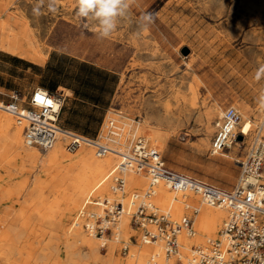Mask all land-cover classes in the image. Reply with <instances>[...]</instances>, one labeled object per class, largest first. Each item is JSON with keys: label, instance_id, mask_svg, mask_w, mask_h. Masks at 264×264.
I'll return each instance as SVG.
<instances>
[{"label": "rangeland", "instance_id": "rangeland-1", "mask_svg": "<svg viewBox=\"0 0 264 264\" xmlns=\"http://www.w3.org/2000/svg\"><path fill=\"white\" fill-rule=\"evenodd\" d=\"M243 1L133 0L128 18L120 21L109 38L99 39L96 25L89 22V26L84 27V22L75 15L76 0H0L5 18L28 26L34 45L41 52V56L30 59L0 49L1 98L10 101L14 91L25 105L36 88L51 91L57 96L62 94L59 125L109 146L113 143L107 139L109 135L105 127L108 122L115 121L119 128L123 121L143 125L148 118L147 132L153 135L157 130L166 137L165 143L157 148L168 166L223 189H232L238 183L247 149L233 146L221 155H211L215 124L226 108L234 107L242 115V121L249 120L254 126L263 110L259 97L264 90V75L257 78V70L264 65V21L259 24L253 22L243 7ZM50 4L55 11L50 10ZM145 12L154 13L155 21L143 30L139 21ZM58 85L79 90L76 95L81 100L68 97L66 90L56 89ZM110 88L113 97L106 111L90 104L94 95L108 93ZM213 105L218 106L219 116L213 120V131L207 138V147L203 148L205 135L200 118ZM245 106L250 110L247 115L243 113ZM166 114L167 119L164 118ZM13 119L11 132L18 126L17 118ZM21 125L24 139V124ZM121 132L119 138L130 141V135L125 137ZM139 136L147 137L152 146L157 145L146 133L136 137ZM79 146L91 149L95 155L92 146ZM7 148L6 145L0 147V176L4 177L5 187L19 185L21 189L19 193H11L10 200L0 201V221L2 218V221H9L6 222L8 226H16L22 222L16 224L17 216L13 211L30 210L26 199L34 182L39 178L60 177L59 174L77 160L74 157L61 158L50 167L43 168L40 162L32 165ZM126 148L123 146L122 151ZM35 150L44 158L53 148L44 151L36 147ZM119 159L116 157V161ZM111 171L107 180L110 191ZM73 172L74 168L70 170ZM261 177L264 183V168ZM138 189L125 187L123 192H117L123 195L109 198L102 194L91 199L121 201L120 198L130 196L133 191H144ZM109 193L114 194L112 191ZM191 194L195 198L192 203L196 206L202 204L200 197ZM55 197L60 201L58 212L49 220L29 213L21 217L22 221L29 219L28 225L37 226L35 231H22L20 235L24 239L33 232L30 238L44 235L41 240L47 241L54 234L63 240L77 217L80 227L75 228L91 234L83 227L80 207L63 214L69 204L63 198V192L49 193L50 200ZM102 210L101 206H88V212L93 214L101 215ZM134 210L132 208L131 213ZM225 218L215 236L206 237L203 243L190 247L203 246L208 239L217 238ZM129 219L125 233L118 234L117 240L114 235L120 229L122 218L112 228L111 234L96 236L101 238L97 255L90 249H79L81 259L77 264H104L108 258L114 262L117 260L115 264H128L130 260L133 264L148 261L150 254L144 252L143 247L155 245L144 244L140 230L131 224V215ZM43 227L53 230L50 232ZM96 257L99 258L97 261ZM184 263L187 260L183 255L182 260L174 259L166 264Z\"/></svg>", "mask_w": 264, "mask_h": 264}, {"label": "built area", "instance_id": "built-area-1", "mask_svg": "<svg viewBox=\"0 0 264 264\" xmlns=\"http://www.w3.org/2000/svg\"><path fill=\"white\" fill-rule=\"evenodd\" d=\"M1 96L2 92L0 110L26 123L24 139L28 146L51 150L60 135L66 133L68 150L80 144H89L98 157H104L113 151L108 143L70 133L59 125L62 95L57 96L56 93L36 88L25 105L14 91L8 102ZM105 129L108 137L119 136L120 131L115 121L108 122ZM239 136H242V140L238 139ZM233 146L247 151L246 159L241 162L238 183L232 189H223L172 169L165 163L162 152L144 137L134 138L125 151L118 153L120 159L111 185L113 193L125 190L126 183L122 176L125 171L145 173L148 178V188L144 194L137 191L131 193L135 202L131 224L140 230V238L144 244L163 243L166 257L174 260L179 259L180 236L185 234L192 238L196 234L191 218L183 216L175 219L171 210H161L154 203L157 186L163 183L172 192L196 194L207 205L223 208L227 212L218 237L208 239L203 246L192 247L186 258L188 264H264V183L261 181L264 168V108L256 124L247 132H244L239 111L228 107L222 112L215 124L210 154L221 155ZM251 178L255 182L250 181ZM101 203L104 206L92 200L79 214L84 229L102 237L112 233V228L125 211L118 200L109 202L104 199ZM89 205L101 206L102 214L88 212Z\"/></svg>", "mask_w": 264, "mask_h": 264}, {"label": "bare ground", "instance_id": "bare-ground-1", "mask_svg": "<svg viewBox=\"0 0 264 264\" xmlns=\"http://www.w3.org/2000/svg\"><path fill=\"white\" fill-rule=\"evenodd\" d=\"M243 7L253 22L259 24L264 21V0H244ZM4 13L3 8L0 6V49L23 58L31 59L36 55L41 56V52L38 51L34 45V37L32 36L29 27L25 25L21 26L15 20L9 18L6 19ZM168 107H166V112H168ZM243 110V113L246 115L250 112L247 106H245ZM218 116L219 109L217 105L207 108V110L201 115L200 119L205 135L202 142L203 148L208 145L207 138L213 131V120ZM13 117L14 116L6 112L4 114V111L0 116V147L6 145L10 149L9 151L14 150V153L21 156L25 161L30 162L32 165L40 162L39 164H41L43 168L50 167V165L57 163L61 158L74 157L77 161L72 164L73 166L69 164L67 169L59 174L60 177L54 176L49 180L39 178L34 182L26 199V201L30 203V210L26 211L22 208L13 211V215L17 216L16 218L13 217L15 218V221H17L16 224L20 221L22 223H19V225L16 226H8L9 224H6L8 220L5 222L2 221L3 219L1 218L0 222L4 223H0V264H77L78 260L81 259V253L79 252V249L81 248L90 249L92 253L97 255L100 245L99 240L101 238H96L93 234H85L83 231L76 229L75 227H80L79 217H77L76 220L74 219V224L70 226V229L67 232L68 234L63 237V240L57 235L51 234L47 241H43L44 239L41 240L44 238V235L30 238L33 235L32 231L37 230V226L28 225L27 223L29 222V219L28 221H22L23 219H21V217L25 215L27 216L29 213V215L33 216L36 214L42 215L46 220L52 217L53 214H56L58 212L60 201L58 197H55L54 200H50L49 198V193L54 191L63 192V198L67 204H69L67 211L63 214H66L67 212L71 213L79 207V211L82 208L84 209L88 203H91L92 196L107 194L109 198H112L123 195L122 193H109L111 191L107 186L109 171L112 170L110 172L111 175L116 172L117 163L119 161H116V157H119L118 153L122 151V147H129L131 140L141 133H146L148 137L152 138L153 142L157 144L155 145L157 147L158 145L165 143V135L157 130L153 132V135L149 134V132H147V126L149 123L148 118L145 119L143 125H135L131 122L123 121V125L119 127V130L123 131L125 137L130 135V141H125V139L121 140V138H119L122 136V132H119L118 137H108L113 143V145H110L113 151L104 157H98L96 151L94 155L91 149L83 146H77L72 150H68L66 148L67 136L66 133H63L60 135L53 150L45 155L44 158H41L39 152L35 150L36 147L28 146L25 143V139H23L21 133L23 127H21V124H24V128L26 124L23 120L17 118L18 126H16L15 131H10V128L13 127ZM164 118L167 119V114ZM242 126L244 132H247L252 129L253 125L251 121L246 120L242 121ZM146 140H148L147 137ZM117 144L121 145L117 146ZM234 153L235 149L232 154ZM227 156L229 155L227 154ZM230 157L233 158L234 156L230 155ZM72 168H74V172L70 173ZM122 176L125 179L126 188L130 189L136 187L144 189L141 194H144L147 190L148 178L145 173L125 171L122 173ZM253 179L254 178H251L250 181H253ZM20 189L21 186L19 185L10 188L5 187L4 177L0 176V201L10 200L11 193H19ZM120 200L124 206L125 212L120 216L122 221L120 229L115 232V240L118 239V234L122 232L125 233V226L128 225L130 220L129 215L133 213H131V209H135V202L133 201L131 194L126 198L125 196L120 198ZM194 200L195 198L190 192L175 193L170 191L163 183H160L157 186V194L154 198V203L161 208V210H171L175 219H179L183 217V215H190L189 218L192 219L193 229L196 231L195 236L192 238L185 234L180 236V253L178 260H182L183 255L187 258L192 244H201L206 237L209 238L215 236L217 229L223 222L224 218L227 217L225 209L209 206L203 201L202 204L196 206V203H192ZM97 202H99L101 206H104V204L101 203V200H98ZM99 207L100 206H98V208ZM190 207L193 209L188 210ZM10 221L12 222V220ZM43 229L50 230V232L53 230L51 227H43ZM26 230H32V233L30 234L31 236L29 235L30 237H25L24 239V236L22 237L20 233ZM21 238H23V240H21ZM103 245H105V243ZM154 245L155 246L153 247H143L144 252L150 254L149 260L138 264H166L171 261V259H168L165 255L163 243L160 244L156 242ZM98 259L99 258L96 257L95 260L97 261ZM116 261L114 262L112 258H108L104 264H115ZM128 262V264H133L131 260ZM186 264H188V262Z\"/></svg>", "mask_w": 264, "mask_h": 264}, {"label": "clouds", "instance_id": "clouds-1", "mask_svg": "<svg viewBox=\"0 0 264 264\" xmlns=\"http://www.w3.org/2000/svg\"><path fill=\"white\" fill-rule=\"evenodd\" d=\"M133 0H76L75 15L84 22V27L89 22L96 25V33L99 39H106L117 30L120 21L128 18ZM50 10L55 11L52 4ZM39 14L38 9L36 10ZM155 21V14L145 12L140 18L139 24L146 30ZM264 75V65L257 70V78ZM259 103L264 108V90H261Z\"/></svg>", "mask_w": 264, "mask_h": 264}, {"label": "crops", "instance_id": "crops-1", "mask_svg": "<svg viewBox=\"0 0 264 264\" xmlns=\"http://www.w3.org/2000/svg\"><path fill=\"white\" fill-rule=\"evenodd\" d=\"M59 88L66 90L68 92V95H67L68 97H72L76 100H81L79 98V95L78 96L76 95L77 91H79V90L69 88V87L63 86V85H58L56 89H59ZM105 88H106V85H105ZM49 92H51V91H49ZM92 97H93V95H92ZM112 97H113V90H112V88H110L108 93L94 95L93 99L91 98L92 100H91L90 104H92L95 108H101V110L106 111L108 109V106L111 105ZM100 105H103V108L100 107ZM67 131H69L70 133H74L70 130H67ZM100 134H99V137H100Z\"/></svg>", "mask_w": 264, "mask_h": 264}, {"label": "water", "instance_id": "water-1", "mask_svg": "<svg viewBox=\"0 0 264 264\" xmlns=\"http://www.w3.org/2000/svg\"><path fill=\"white\" fill-rule=\"evenodd\" d=\"M238 139H239V140H242V136H239Z\"/></svg>", "mask_w": 264, "mask_h": 264}]
</instances>
